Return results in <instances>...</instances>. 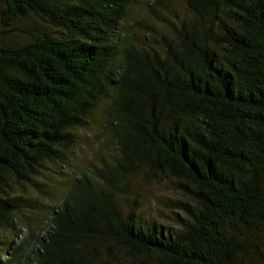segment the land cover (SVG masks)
<instances>
[{
	"label": "trees",
	"instance_id": "obj_1",
	"mask_svg": "<svg viewBox=\"0 0 264 264\" xmlns=\"http://www.w3.org/2000/svg\"><path fill=\"white\" fill-rule=\"evenodd\" d=\"M138 1L0 0V232L109 101L117 153L74 179L28 263L264 264V0H185L147 41ZM137 180L170 182L174 226L139 216Z\"/></svg>",
	"mask_w": 264,
	"mask_h": 264
},
{
	"label": "rangeland",
	"instance_id": "obj_2",
	"mask_svg": "<svg viewBox=\"0 0 264 264\" xmlns=\"http://www.w3.org/2000/svg\"><path fill=\"white\" fill-rule=\"evenodd\" d=\"M154 1L135 2L130 8L127 19L128 23L135 25L132 30H138L139 37L146 41L147 36L151 35L153 38L171 37L170 23L174 22L177 16L190 15L185 0H166L173 5L170 7L171 11L160 5L158 6L160 15L157 16L150 12V4ZM31 22L35 24L33 20ZM137 23L139 24L136 25ZM108 105L109 101H103L91 115L89 123L78 130V142L75 150L70 154L66 168L63 167L61 170L60 165L48 164L44 169V175L35 179L37 186L31 185L25 191H18L25 199H29V204H36L37 208L24 206V210L17 214L18 233L0 232V241L11 242L9 252L17 253L13 264H29L31 254L39 248L37 237L42 236L44 231L50 227L51 213L60 203L74 179L84 172H92L95 167L101 166L103 160L110 161L117 153L112 132L104 127L108 118ZM136 183L137 186L133 188V193L137 194L139 199V216L145 220H156L166 226H174L175 221L168 215H172L168 204L170 205L179 194L169 189L170 182L165 180L160 184L155 180L151 183L137 180ZM120 199L121 208L125 209L126 200ZM24 204L26 205V201ZM19 246L22 247L19 249ZM5 248L6 246L2 250ZM2 259H7V255L4 254Z\"/></svg>",
	"mask_w": 264,
	"mask_h": 264
}]
</instances>
